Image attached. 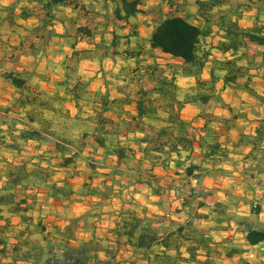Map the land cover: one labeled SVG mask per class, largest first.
<instances>
[{"label":"trees","instance_id":"trees-1","mask_svg":"<svg viewBox=\"0 0 264 264\" xmlns=\"http://www.w3.org/2000/svg\"><path fill=\"white\" fill-rule=\"evenodd\" d=\"M96 1L14 0L12 4L0 7V10L6 12L8 22L16 24L17 17L27 20L36 14L37 8L41 9L39 24L31 29L37 39L30 43L34 51L39 44H46L54 36L70 37L73 38L72 54L78 56L86 52L76 49L80 39L101 34L100 41L96 43L97 49L104 50L107 57L134 59L136 66L133 71L152 84L151 87L142 85L138 90L135 100L137 113L131 115L130 120L125 119L121 112L116 113V118L111 117L109 112L112 106L121 110L131 100H110L105 92L98 93L99 102L91 100L88 82L80 78L73 85L65 80L57 83L66 86L65 95L58 92L48 94L30 82L27 71L5 70L3 78L15 88L17 96L13 105H0V145L22 153L28 140L42 141L52 137L55 139V149L63 156L61 166H68L84 146L82 140L92 135L105 153L115 155L117 164H121L135 158V150L120 139L126 127L135 125L136 130L143 132V136L136 141L144 144V156L153 166H166L172 160V155L176 154V164L185 166L186 175H194L200 166L189 163V155L181 159V154L183 151L191 152L195 142L207 147L206 155L212 163L222 162L227 152L221 147L212 127L220 119L208 110V106H215L221 101L216 90L220 80L225 85L239 86V79L246 77L243 88L259 96L251 84L252 71L264 66V0H195L196 11H189L185 15L180 13L179 6L176 7V0H162L172 10L164 14L159 8L158 12L163 17L158 20L150 38L143 37L136 25H132L127 33L118 32L126 28L132 18L145 12V0H103V11L94 8ZM110 4L113 19H110ZM67 8L71 12H67ZM248 9H255L256 17L251 26L245 27L240 21ZM57 23L64 26V33L56 31L54 26ZM111 23L114 28L108 40L104 29ZM252 44L263 49L251 51ZM215 51L222 57H216ZM156 52L182 59L179 70L182 75L196 79L195 87L180 92L176 83L178 69L174 67L173 75L169 76L158 62ZM148 58L153 61L146 63ZM170 68L173 66L170 65ZM206 68L210 70L209 80L202 78ZM69 98L76 103V115L59 104ZM260 99L264 101L263 97ZM57 100L60 101L58 104ZM82 100L94 104V113L86 115L84 119ZM187 103L200 106L204 135L198 138L192 134L194 124L181 116V110ZM82 120L86 125L77 129L68 124ZM152 121L160 122L161 126H155ZM222 122L227 123L226 120ZM75 131H78L76 137L73 135ZM240 142L251 148L247 159L251 161L252 169L264 173V118L259 121L255 134L243 135ZM218 152L220 156H217ZM88 162L96 170L95 161ZM2 168L0 172L6 177V182L0 188V264H224L220 258L222 252L232 257L244 251L230 244L220 249V245L211 238L196 232L195 219L201 217L197 212H190L183 222L170 221L163 225L134 209L124 210L110 231L116 238L115 247L103 245L95 239L76 241L73 228L78 227L82 220L79 217L71 220L64 239H52L45 235L46 227L41 222L33 225L30 211L34 207V197L26 192L30 186L46 183L53 169L38 167L30 171L26 162L7 163ZM194 178L199 182L198 175ZM18 189L25 194L20 195ZM50 189L54 196L67 198L71 194L67 185L53 183ZM193 199L196 197L191 191L188 203H192ZM203 204L198 203V206ZM12 216L18 217L27 227L19 232L16 242L9 248L7 236ZM244 222L241 221L242 224ZM34 231L39 237H33ZM243 231L251 246L264 241V228L247 224ZM122 245L130 248V260L119 259L118 252ZM101 252L105 257L100 255Z\"/></svg>","mask_w":264,"mask_h":264},{"label":"crops","instance_id":"crops-1","mask_svg":"<svg viewBox=\"0 0 264 264\" xmlns=\"http://www.w3.org/2000/svg\"><path fill=\"white\" fill-rule=\"evenodd\" d=\"M14 0H4L0 7H5L13 3ZM186 0H176V7L184 3ZM193 0L192 12L196 11ZM164 1L154 0L151 4L163 7ZM165 4H167L165 2ZM94 8L103 11L104 2L98 0L94 2ZM148 4L144 3L145 12L139 13L130 20L126 28L120 29L119 33H127L132 25H136L139 33L150 38L151 33L158 20L163 16L158 11H153ZM172 10L168 5L162 11L166 14ZM71 12L70 8L66 9ZM185 14L187 11H184ZM189 12V11H188ZM19 13V8H17ZM42 15L40 8H37L36 14L27 20H18V24H24L26 21L34 19L35 23L30 28H34L39 24ZM256 17L255 9L244 11L241 19L242 26H251ZM110 19L113 16L110 14ZM145 20V21H144ZM153 20L154 22H152ZM146 23H144V22ZM8 22L6 12L0 16V25ZM113 22V21H112ZM143 22V23H142ZM11 29H15V24L8 22ZM58 33H64V26L60 23L55 24ZM114 26L111 23L105 30V37L109 40ZM103 29V28H100ZM107 30L110 37H107ZM18 39L13 42L18 50L24 48V39L17 36ZM65 39V37H61ZM101 39V34L95 37L83 38L76 44V49L86 51L90 55L89 58L81 59L76 65L79 75L77 78L87 81V90L91 100L100 101L99 92H105L107 99L129 98L130 103L124 104L123 109H117L112 106L109 112L111 117L116 118V113L121 112L127 120L131 119V115L136 114L135 100L138 97V90L142 85L151 87L152 84L145 77H140L133 70L136 66L134 59H124L120 57H107L105 51L96 48V43ZM37 39L32 36L29 39L28 47L30 52L26 56L27 61H21L16 64V69L25 71L28 67L25 64H32V70L40 72L39 75L30 78V82L38 85L40 89L48 94L58 92V87L53 85V76L49 71L53 69L50 64L42 65L41 55L44 51H48V47H44L40 52L34 51L30 43ZM79 44L81 47H79ZM28 48V49H29ZM262 50L263 47L252 44L250 50ZM73 52V49H72ZM166 57L165 64H161L169 76L173 75V69H178L176 74V83L180 92L188 91L195 87L196 79L192 76H184L181 74L179 67L183 63L180 58L173 59L169 55L156 52ZM72 54V53H71ZM215 56L221 58L222 55L214 52ZM23 58V56H21ZM108 59V61H107ZM21 60V59H20ZM261 60V58H258ZM86 61V62H85ZM151 62L149 60L146 61ZM159 62V61H158ZM171 62H176V67L170 68ZM160 63V62H159ZM107 64L109 67L105 66ZM21 65V66H20ZM28 66V65H27ZM44 67V71L40 68ZM95 69V71H92ZM98 70H100L99 73ZM48 72V73H47ZM253 81L251 86L259 96L251 94L243 88L246 77L239 79V86L225 85L222 80L216 84L217 93L221 97V101L217 103L210 111H212L219 119L213 123L212 127L218 135L221 147L226 150L227 157L222 162L212 163L211 159L206 155L207 147L202 146L199 142H195L191 152L183 151L181 159L189 155V163L199 165L200 168L194 175H186L185 166L176 164L178 158L176 154L172 155V160L166 165L152 163L145 158L142 146L138 141L143 136L142 131H138L135 125L126 127L120 134L122 143L132 147L135 150V158L130 159L121 164H117V157L113 154H106L104 149L100 147L94 137L89 135L82 140L84 146L78 151L75 161L68 166H61L62 154L55 149V139L49 137L46 140L36 141L28 140L24 143V151L17 153L0 145V158L4 163L20 164L27 163L28 170H34L38 167L53 169L46 183L30 186L26 193L34 197V207L30 211L33 217V225L41 222L46 227L45 235L52 239L62 240L66 229L70 226L73 218H82L78 227L73 228V235L78 242H84L97 239V231L100 230L101 224L95 223L93 227H89L86 217L89 214H97L95 218L101 216L111 217V225L108 226L107 233L108 242L111 247H115L116 238L110 232L117 222L120 220L121 212L128 209L136 210L140 215H147L160 224H167L170 221L183 222L189 213H199L201 217L195 219L194 230L203 233L211 238L215 243L220 245V249L224 245H236L244 251L232 257L221 253L220 258L224 264H264V241L257 245H249L245 238L243 228L250 224L257 228H264V173H258L252 169L251 161L247 159L250 146L240 142L245 134L254 135L259 125V121L264 118V66H260L252 71ZM210 70L206 68L202 73V78L210 79ZM64 81V78H56ZM3 77L0 83L7 88L9 94H4V90L0 87V105H9L14 103L17 96L15 88ZM70 97V96H68ZM70 105L68 109L73 115L78 113V108L74 100L69 98ZM90 109L86 115L94 113V104L90 102ZM209 110V109H208ZM200 106L197 104L187 103L181 110V116L194 124L195 130L192 134L196 138L204 135L202 120L199 116ZM226 120L227 123H223ZM155 126H161L158 121H152ZM221 153L218 152L217 156ZM89 160L95 161L98 165L94 170L89 165ZM195 175H198L199 182L196 185L193 182ZM6 177L0 175V188L4 186ZM56 183L58 186L67 185V189L71 194L66 198L63 196H54L50 189V184ZM95 189L97 192H93ZM193 191L201 206H190L188 199ZM20 195L25 194L18 189ZM96 203V205H93ZM220 203L221 206L216 204ZM72 210L74 212L70 221H57V227L49 230L47 221L54 219L53 213L61 212V210ZM256 209V210H254ZM257 211V212H256ZM101 212H106L102 215ZM245 221L243 224L241 221ZM15 228L20 232L27 227L20 220L12 221ZM20 224V226L16 225ZM31 226L30 228H32ZM84 240H80L81 237ZM9 248H11L16 239H11ZM129 255L131 250L129 247L122 245ZM120 249L118 255L120 254ZM102 257L105 254L101 252ZM120 259V257H119ZM1 260V257H0Z\"/></svg>","mask_w":264,"mask_h":264},{"label":"rangeland","instance_id":"rangeland-1","mask_svg":"<svg viewBox=\"0 0 264 264\" xmlns=\"http://www.w3.org/2000/svg\"><path fill=\"white\" fill-rule=\"evenodd\" d=\"M154 0H145V3L148 4L150 7L152 8V12L153 11H158L159 8H166L167 4H165V2L163 3V7L161 6V4H159L158 6L155 4H151ZM4 2V0H0V5H2ZM181 11V14L185 15L184 11H190L192 12V8H193V0H186L184 3L180 4L178 7ZM111 10H112V4H110L109 7V13L111 14ZM4 15V11L0 10V16ZM20 20L18 17L16 18V21ZM145 21V20H144ZM143 21V22H144ZM152 22H154L153 20H151ZM82 22V21H81ZM142 22V23H143ZM35 23L34 19H31L30 21H26L24 24H18L16 22L15 24V29H11L10 26L8 25V22L1 24L0 25V78L3 77V72L5 70H14L16 69V64H19L21 61H27L26 60V56H28L29 52H30V48L28 47V42L29 39L33 36L31 33V25H33ZM146 23V22H144ZM119 31H122L119 29ZM17 36L22 37L24 39V48L25 49H21L18 50L17 46H15V44H13L14 41H16ZM107 37H110V33L107 30ZM82 40V39H80ZM79 40V41H80ZM78 41V42H79ZM73 42V38L70 37H65V39H61V37H57L54 36L52 38H50V40L44 44L41 45L39 44L36 47V51L40 52L42 49H44V47H48V51H46L44 49L42 55H41V61L42 65L44 66V64H50L51 67H53L52 70L49 71V74H52L51 76H53L54 81L52 82L54 86L58 87V93H60V95H65V91H66V86L63 85H58L57 83V79L56 78H64L65 81H68L69 85H73L79 75L78 69L76 68L78 62L83 59V58H89L90 55H88V53H84L82 52V54H79L78 56H74V54L72 52V47H71V43ZM77 42V43H78ZM133 45V44H132ZM79 47H81V45L79 44ZM29 48V49H28ZM157 55V60L161 63V64H165L166 61V57L162 56L161 54H156ZM23 56V58L21 57ZM21 59V60H20ZM149 61H153L152 58H148ZM108 61V59H107ZM86 62V61H85ZM145 63V62H144ZM173 67H176V62H171ZM28 65V66H27ZM69 65V66H67ZM21 66V65H20ZM26 67H28L27 71L29 73L30 78L32 79L33 76H37L40 74V72H37L35 70L30 69L32 64H25ZM41 67L40 70L44 71V67ZM105 66L108 68L109 66L107 64H105ZM92 71H95V69H92ZM100 70H98L97 73H99ZM48 73V72H47ZM4 81V80H3ZM6 83V81H4ZM60 82V81H59ZM0 87L4 90V94H9L10 92H8L9 90L7 88H5L4 83L3 85L0 83ZM10 95V94H9ZM60 101H56V103L58 104ZM82 103V107H83V112H82V117L83 119L86 117V113L87 110L85 109H90L91 105L88 102H84V100L81 101ZM62 104L65 108L68 109V106L70 105V101L69 99H67L66 101H64L63 103H59ZM214 106L210 105L208 106V109L211 110ZM68 124L74 125L76 127L81 126V125H86L85 122L82 121H78V122H68ZM77 129V128H76ZM73 135L76 137L78 135V131L73 132ZM96 165H98L96 163ZM6 164L4 163V160L2 158H0V171L5 167ZM2 172H0V175ZM198 184V183H197ZM196 184V185H197ZM197 199V198H196ZM199 203V200L197 199L196 203H190V206H197ZM93 205H96V203H94ZM74 212L70 209V210H66L63 209L61 210V212H56L53 213L52 216L54 215V219L50 220V222L47 221V225L49 230H54L55 227L58 226V224H56L57 221H70L72 217L71 215H73ZM102 215L106 214V212H101ZM95 216H97V214H89L86 217V221H88V225L89 227H93L95 223H99L101 224V229L97 231L98 235H96L97 239L101 240L100 243H102L103 245H108V236L107 233L109 231H107L108 226L111 225V217H107V216H101L99 218H95ZM19 218L16 216H12V221H18ZM18 226H20V224H16ZM34 227V226H33ZM31 228L32 230H35V228ZM96 227V224H95ZM19 234V231L17 230V228H15V224L11 222L10 228L8 230V244L12 242H10V240L12 239H16L17 236ZM33 237H39L38 233H33ZM81 237L80 240H84L83 235L79 236ZM120 257V259H122L123 261L126 260H130L132 258V255H129V253L126 252V250L122 247L120 249V254L118 255Z\"/></svg>","mask_w":264,"mask_h":264},{"label":"built area","instance_id":"built-area-1","mask_svg":"<svg viewBox=\"0 0 264 264\" xmlns=\"http://www.w3.org/2000/svg\"><path fill=\"white\" fill-rule=\"evenodd\" d=\"M193 182L195 183V184H197L198 183V179L197 178H194L193 179ZM197 202V199H193L192 200V203L194 204V203H196Z\"/></svg>","mask_w":264,"mask_h":264}]
</instances>
